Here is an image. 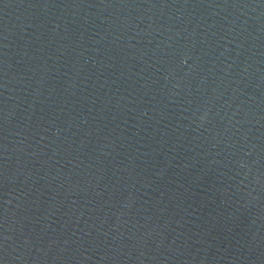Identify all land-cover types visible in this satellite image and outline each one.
<instances>
[{
  "label": "water",
  "instance_id": "95a60500",
  "mask_svg": "<svg viewBox=\"0 0 264 264\" xmlns=\"http://www.w3.org/2000/svg\"><path fill=\"white\" fill-rule=\"evenodd\" d=\"M0 264H264V0H0Z\"/></svg>",
  "mask_w": 264,
  "mask_h": 264
}]
</instances>
